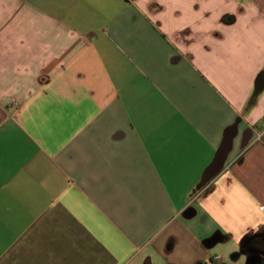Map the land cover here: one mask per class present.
<instances>
[{
	"label": "crops",
	"instance_id": "crops-1",
	"mask_svg": "<svg viewBox=\"0 0 264 264\" xmlns=\"http://www.w3.org/2000/svg\"><path fill=\"white\" fill-rule=\"evenodd\" d=\"M0 264H264V0H0Z\"/></svg>",
	"mask_w": 264,
	"mask_h": 264
},
{
	"label": "water",
	"instance_id": "water-1",
	"mask_svg": "<svg viewBox=\"0 0 264 264\" xmlns=\"http://www.w3.org/2000/svg\"><path fill=\"white\" fill-rule=\"evenodd\" d=\"M226 146V141L223 144L222 148L220 149V151L218 152L214 162L210 165V167L208 168V170L205 173V181L210 180L214 175L217 174V172L220 171L221 166H222V156H223V150L225 149Z\"/></svg>",
	"mask_w": 264,
	"mask_h": 264
},
{
	"label": "built area",
	"instance_id": "built-area-1",
	"mask_svg": "<svg viewBox=\"0 0 264 264\" xmlns=\"http://www.w3.org/2000/svg\"><path fill=\"white\" fill-rule=\"evenodd\" d=\"M215 259H218L217 257Z\"/></svg>",
	"mask_w": 264,
	"mask_h": 264
}]
</instances>
